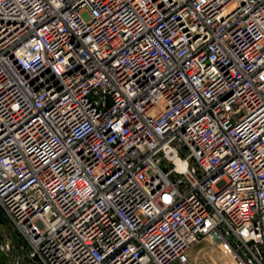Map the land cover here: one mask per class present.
Listing matches in <instances>:
<instances>
[{"label": "built area", "instance_id": "1", "mask_svg": "<svg viewBox=\"0 0 264 264\" xmlns=\"http://www.w3.org/2000/svg\"><path fill=\"white\" fill-rule=\"evenodd\" d=\"M0 256L264 264V0H0Z\"/></svg>", "mask_w": 264, "mask_h": 264}, {"label": "rangeland", "instance_id": "2", "mask_svg": "<svg viewBox=\"0 0 264 264\" xmlns=\"http://www.w3.org/2000/svg\"><path fill=\"white\" fill-rule=\"evenodd\" d=\"M10 231V228L5 224L0 226V238L6 236ZM11 260H6L5 264L12 263ZM19 264L34 263L21 259ZM187 264H234V262L222 254L217 244L209 240H202L190 250Z\"/></svg>", "mask_w": 264, "mask_h": 264}, {"label": "water", "instance_id": "3", "mask_svg": "<svg viewBox=\"0 0 264 264\" xmlns=\"http://www.w3.org/2000/svg\"><path fill=\"white\" fill-rule=\"evenodd\" d=\"M0 264H5V261L2 256H0Z\"/></svg>", "mask_w": 264, "mask_h": 264}]
</instances>
